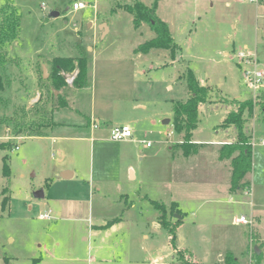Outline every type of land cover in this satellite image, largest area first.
Wrapping results in <instances>:
<instances>
[{"label":"rangeland","instance_id":"rangeland-1","mask_svg":"<svg viewBox=\"0 0 264 264\" xmlns=\"http://www.w3.org/2000/svg\"><path fill=\"white\" fill-rule=\"evenodd\" d=\"M9 1L20 21L16 39L4 50L11 59L6 64L10 85L0 93V141L8 142L0 150V264H181L186 258L194 264H225L227 251L237 264H250V232L264 243V114L259 105L252 118L244 115L253 157L239 189L218 191L216 183H225L227 170L217 164L214 141L227 128L219 125L230 110L224 99L256 101L264 94L253 95L245 85L239 58L241 51H251L257 55L255 66L264 67V3L159 0L155 13L179 48L140 52L137 46L155 33L146 22L133 27L126 5L136 0H76L87 3L76 11L74 0ZM97 22L110 27L103 38L95 37ZM80 55L87 56L88 84L72 87L75 72H69L66 86L53 87L52 59ZM254 61L248 59L247 67ZM188 69L209 94L198 107L191 135L206 146L186 155L179 147L184 139L172 103L190 96ZM57 97L67 107L56 106ZM38 103L54 106V125L42 135L15 136L3 119L13 111L28 119ZM92 107L93 117L117 124L135 121L129 124L135 141H113L107 131L100 136V130L91 129ZM225 132L226 141H233V127ZM169 141H174L172 151ZM128 147L130 157H119ZM3 157L8 177L2 173ZM65 165L76 168L77 176L61 179ZM129 168L137 172L133 181ZM39 189L42 198L34 196ZM75 200L77 208L66 204ZM155 202L163 203L169 225L178 224L174 215L184 216L181 240L192 249H181L183 256L172 252L170 232L157 224ZM242 215L251 224L236 223ZM116 218L113 230L109 221ZM219 254L225 263L217 262Z\"/></svg>","mask_w":264,"mask_h":264},{"label":"trees","instance_id":"trees-1","mask_svg":"<svg viewBox=\"0 0 264 264\" xmlns=\"http://www.w3.org/2000/svg\"><path fill=\"white\" fill-rule=\"evenodd\" d=\"M159 0H153L150 6L145 5L143 2L136 0L131 5H126L127 11L132 14V22L135 28H138L143 22L149 24L150 28L154 31L155 36L140 44L137 51L148 52L150 48H168L174 51L179 48L178 44L172 38L168 24L160 19L155 9ZM264 3V0H260ZM9 0H4L0 6V93L10 85L9 74L7 73V65L11 59H7L4 50L7 44L16 39L19 28L20 15L17 13L16 8L9 3ZM52 71L50 74L51 85L57 89L66 86L65 73L75 72L72 79V87L82 88L87 83V56L80 55L76 57H54L51 61ZM186 86L190 96L184 101H174L172 103V115L177 121L178 128L184 132V140L181 143L184 153L189 154L194 145L190 142L192 130L196 128L198 123V107L200 104L208 100L209 88L201 85L196 79L193 71L188 69L186 72ZM1 100V98H0ZM57 105L60 108L67 107L65 99L57 97ZM230 106L225 118L221 122V127H233L235 130V138L232 142L224 143L219 149L218 158L220 160L229 159L231 165L230 182L233 189L239 188L242 179L246 174L250 173L252 167L253 157V144L252 134L246 128L247 117H252L254 114V106L259 105V112L264 114V94L253 99H224ZM230 100V101H229ZM39 102V100L37 101ZM36 102V103H37ZM33 110H30L32 115L30 118L21 119L17 118V114L13 113L5 117L7 123L12 124V131L15 136L18 135H42L44 129L54 125L52 121L54 106L51 105L49 109L43 106L35 105ZM264 124V119L262 120ZM8 146L7 141H0V150L6 149ZM3 168L2 173L4 176H9V166L6 163V157L2 158ZM179 221V220H177ZM160 224L168 229L171 234V245L175 241V229L177 225H169L163 217L159 218ZM251 243L253 246V255L251 257V264H264V255L261 250L262 242L257 241V237L253 236L250 232ZM178 253L183 256L182 251L179 249ZM228 262H234L231 255L227 256ZM193 264L192 260L186 258L181 264ZM7 264V261H5Z\"/></svg>","mask_w":264,"mask_h":264},{"label":"crops","instance_id":"crops-1","mask_svg":"<svg viewBox=\"0 0 264 264\" xmlns=\"http://www.w3.org/2000/svg\"><path fill=\"white\" fill-rule=\"evenodd\" d=\"M74 1H76V0H74ZM74 10V9H73ZM76 10H79V9H76ZM75 10V11H76ZM129 13V12H128ZM132 15V14H131ZM103 23H105L106 24V29H105V27H104V25H103ZM143 24V23H142ZM99 25V27H98V30H96L95 31V33H96V35H95V37H101V38H103V37H105V35L107 34V33H109L110 32V27L108 26V24L106 23V22H97V26ZM134 27V26H133ZM139 27H141V25L139 26ZM138 27V28H139ZM135 28V27H134ZM135 29H137V28H135ZM140 45V44H139ZM138 45V46H139ZM137 46V47H138ZM137 49V48H136ZM88 79H89V77H88V72H87V83H86V85L88 84ZM169 88L171 87V85H169L168 86ZM76 89H78V88H76ZM174 102V101H173ZM91 114H90V116H88V119H87V123H88V126L91 128V129H98V130H100V132L102 133V131H107L108 133H109V130H110V128L113 126V125H117V123H115V122H113L112 120H108V119H106V118H104V117H93V115H94V110H93V107L91 108ZM255 114H253V116H254ZM252 116V117H253ZM252 117H250V118H252ZM134 123L135 121H124V122H122V123H120V124H123V123H127V124H130V123ZM247 123V122H246ZM221 124V123H220ZM219 124V125H220ZM94 125H96V126H94ZM97 127V128H96ZM227 128H229V127H227ZM226 128V129H227ZM226 129H222V131H223V138L222 139H219V140H216V141H214L215 143H216V150H215V158H216V161H217V164H219L221 167H226V170H227V179L226 180H224V182L225 183H228V184H225V183H222V182H217L216 183V187H217V189H218V191L220 192V193H226L227 192V190H235V189H233L232 187H231V182H230V176H231V165H230V161H229V159H223V160H220L219 158H218V155H219V149H220V147L224 144V143H226V142H232V141H226V132H225V130ZM219 132V130H216V133H218ZM182 134H183V132H182ZM181 134V138L182 139H184V134L182 135ZM104 134L102 133V134H100V136H103ZM191 135H192V133H191ZM235 138V137H234ZM234 140V139H233ZM135 141V138L132 136V138L131 139H128V140H124V142H126V143H130V142H134ZM172 142H174V141H169L168 143H167V148L168 149H170L171 151H172ZM190 142L192 143V145H194V147H193V149H192V151L190 152V154H194V153H196V150H195V148L196 147H202V146H206V145H204V144H202V143H199V142H197V141H195V140H192L191 139V137H190ZM264 144V143H263ZM130 146V145H129ZM179 147H182L181 145H179ZM203 148V147H202ZM182 149V148H181ZM206 151L205 150V147H204V149H201V151ZM132 154V151H131V149L128 147V148H126V149H123L121 152H120V154H119V157L120 156H126V157H130V155ZM178 154V153H177ZM197 154V153H196ZM174 155V154H173ZM182 156V155H181ZM184 157H186V155H183ZM77 170H76V168H70L69 166H67V165H65V166H62L61 168H60V170H59V175H60V178L61 179H71V178H74V177H76L77 176ZM61 175H65V177H62ZM136 177H137V172L135 171V169H133V168H129V179L130 180H135L136 179ZM239 189V188H238ZM154 201V200H153ZM153 201H151V202H153ZM80 203V201H72V202H69V203H66L68 206H70L71 207V205H73V207L74 208H77V206H78V204ZM172 203V205L174 204L176 207H178L177 205H178V202H175V201H172L171 202ZM158 202H155V207H158L159 209L157 210V212H156V221H157V224L159 225V227H161V228H165V227H163L161 224H160V222H159V218H160V216L161 217H163L164 218V216H165V214H163L162 215V211H164L165 210V208H164V206H160V205H163V203L162 204H158ZM79 206H80V204H79ZM69 208V207H68ZM164 213V212H163ZM172 216H173V214H172ZM116 217V216H115ZM173 217H175L176 219H178L179 221H178V224H177V227H176V229H175V241H174V245L172 246L171 245V242H170V246L172 247V252L175 250V251H178L179 249L181 250V249H184V248H188L189 247V249L191 248L190 246H188V247H185V245H184V241H183V243H182V240H183V236L181 235V231H182V228L184 227V216H182V214H181V216L180 215H174ZM110 218H112V217H110ZM116 220H117V218L116 219H114V220H112V221H109V227L110 228H112L113 230H115V229H117V225H116V223H118V221L116 222ZM164 220L166 221V219L164 218ZM100 222L102 223L101 224V226L103 225V224H105V221L104 220H100ZM253 224V223H252ZM98 230H100V228L98 229ZM93 232V231H92ZM179 235V236H178ZM183 237V238H182ZM181 238H182V240H181ZM83 239H85V237L83 238ZM249 241H250V243H251V238L250 237H248V245H247V251L249 252V250H250V245H249ZM264 241V240H263ZM261 242V241H260ZM263 243V242H262ZM264 244V243H263ZM255 247V246H254ZM192 249V248H191ZM193 250H190V252H192ZM264 251V250H263ZM262 251V252H263ZM250 253V252H249ZM224 254V253H223ZM225 254H227V255H232V256H234L233 255V253L232 252H229V251H227ZM171 257L172 258H175V256H174V254H172L171 255ZM222 257V255L221 254H219V257H218V260H217V262L218 263H225L224 262V260H223V258H221ZM249 257H250V254H249ZM234 258V257H233ZM203 259H204V256H203ZM216 261V260H215ZM229 260H227L226 261V263L225 264H237L238 263V259L237 258H234V262H228ZM157 262H158V260H154V261H151L150 262V264H157ZM194 261H193V259H192V263H193ZM205 262V261H204ZM216 263V262H215ZM250 263H251V260H250ZM194 264V263H193Z\"/></svg>","mask_w":264,"mask_h":264},{"label":"built area","instance_id":"built-area-1","mask_svg":"<svg viewBox=\"0 0 264 264\" xmlns=\"http://www.w3.org/2000/svg\"><path fill=\"white\" fill-rule=\"evenodd\" d=\"M87 3L85 1H74L72 3V9H81L85 7ZM256 53L251 51H241L239 53V58L242 61V77L245 85L253 91V95L264 90V67L257 68L255 65L256 62ZM248 59H255L254 62H251V66L247 67L249 64ZM253 67V68H252ZM96 126V125H94ZM169 135V134H168ZM109 139L113 141H123L132 138V129L131 126L127 123L113 125L109 130ZM264 143V141H263ZM43 218H48L49 214L44 213ZM236 223L251 224V220L246 219L245 216H240L236 218ZM251 264V263H250Z\"/></svg>","mask_w":264,"mask_h":264},{"label":"water","instance_id":"water-1","mask_svg":"<svg viewBox=\"0 0 264 264\" xmlns=\"http://www.w3.org/2000/svg\"><path fill=\"white\" fill-rule=\"evenodd\" d=\"M51 15H53V16L58 15V12H52ZM103 25H104V27H105V29H106V24L103 23ZM43 73H44V75H47V71H46V69L43 70ZM56 92H57V91H55V93H56ZM61 176H62V177H65V175H61ZM34 196H35L36 198H42V197L44 196L43 190H42V189H39V190L35 191V192H34Z\"/></svg>","mask_w":264,"mask_h":264}]
</instances>
